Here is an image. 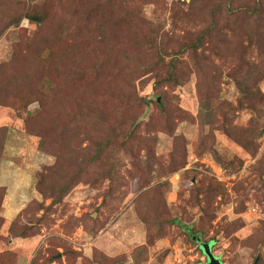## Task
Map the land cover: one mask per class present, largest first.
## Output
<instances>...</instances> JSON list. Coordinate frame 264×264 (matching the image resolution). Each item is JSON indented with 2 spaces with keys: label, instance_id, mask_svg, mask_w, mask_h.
Listing matches in <instances>:
<instances>
[{
  "label": "rangeland",
  "instance_id": "rangeland-1",
  "mask_svg": "<svg viewBox=\"0 0 264 264\" xmlns=\"http://www.w3.org/2000/svg\"><path fill=\"white\" fill-rule=\"evenodd\" d=\"M49 2L55 8L46 10V23L27 17ZM258 2L264 0H0V74L13 69L15 55L32 69L39 55L54 71L51 85L38 86L47 93L44 111L39 101L25 106L26 90L17 85L8 103H0V185L6 186L0 264L5 253L8 264L205 263L200 244L167 221L176 217L203 230L221 264H264V4L250 8L251 16L244 8ZM215 7L220 13L212 26ZM135 13L142 17L136 26ZM69 15L87 25L96 48L111 57L104 58L103 72L77 82L56 56L60 42L65 47L68 38L78 39L70 27L56 36ZM148 24L159 29L160 51L168 54L204 33L197 49L178 60L179 82L162 80L159 44L151 51L142 38ZM134 36L141 39L133 42ZM80 42L82 51L95 48ZM205 56L212 69L197 70ZM90 96L115 118L123 115L113 127L88 122L81 132L79 150L86 153L93 138L109 133L114 140L94 164L78 152L72 158L67 135L64 150L50 149L51 127L76 98ZM58 172L61 184L74 186L51 207L53 197L35 186L41 179L49 185V175ZM18 213L33 235L9 231Z\"/></svg>",
  "mask_w": 264,
  "mask_h": 264
},
{
  "label": "trees",
  "instance_id": "trees-1",
  "mask_svg": "<svg viewBox=\"0 0 264 264\" xmlns=\"http://www.w3.org/2000/svg\"><path fill=\"white\" fill-rule=\"evenodd\" d=\"M125 1L126 0H122ZM264 2L260 3L258 2L257 5L254 7L250 5H245V13L247 16H251L253 13V10L250 8L260 9L262 8ZM46 9H41L34 11L32 13H27V17L34 22L37 23H46L51 15L50 12L46 11L49 9V11L53 10L55 7L52 2H49L46 7ZM131 9V8H130ZM129 13L130 10L128 8L127 10ZM259 10L257 13L259 14ZM220 13L219 8L215 7V10H212V21L214 26L215 23V16ZM136 15V16H135ZM134 19L131 24L138 25L139 22L142 21V17L135 13L133 15ZM67 19V18H66ZM69 27L71 28V32H75L73 35L78 37V39L82 40L83 42H86V44H94V47L88 48L87 51H82L81 42L80 40H71L74 39V37L68 38L70 42H67L65 47H63L64 41L60 42L59 44L61 47H58L56 50V56L57 60L59 61V58L61 61H63L64 64H62V67L70 71L72 75V81L77 82L79 79L83 78L84 75H88L91 72L101 71L103 72L104 68L106 67V62H110L111 57L105 58L104 55L107 54L106 52H99V50L96 48V43L98 42V39H96L95 33L93 31L87 29V25H84L81 22H77L73 19L72 15H69L67 22L58 30L56 33V36H62L67 33ZM206 32V31H205ZM139 34V33H138ZM204 34V33H202ZM202 34H200L198 37H196L195 41L188 43V47H184L181 49H178L177 51H174L170 54L163 53L160 51L161 47L160 45L163 44L165 38L159 37V29L156 26L148 24V28L146 31L142 32V38H144L145 44L148 45L149 50L153 51L154 46L153 43H158V51H159V58L157 65H162V68L165 69L164 76L165 78L162 80L167 81H178V60L180 61V57L184 55V53L189 50H196L198 45L203 42ZM137 35V34H135ZM252 36V35H251ZM103 40L105 39V36H102ZM151 38V39H150ZM137 39H141L140 37L134 36V42ZM79 44V47L76 46V44ZM91 42V43H90ZM137 43V41H135ZM84 44V43H83ZM82 44V46H83ZM109 53L112 51L108 50ZM113 53V52H112ZM217 55H220V53H216ZM108 55V54H107ZM166 55L171 56L170 59L167 61ZM128 56V55H127ZM39 61H35L34 69H32L30 64L25 63V57H22L21 59H18L19 57L14 56V62L15 65L13 66V69L7 68L6 72H2L0 74V103L1 104H7L9 101V97L13 94L11 91V86H21L26 90L25 98H24V105L27 106L29 103H32L33 101H39L41 104V110H45V106L47 105L48 98L47 93L44 92V89H38V86L44 85L42 84L43 80L46 82L47 85H51V82H53V73L51 67V62H47L45 59H41L40 56ZM107 60H105V59ZM207 56H205L203 61L198 62L197 70L202 69L203 67H207L208 71L212 69L213 64H208L209 60H207ZM56 60V59H55ZM86 61H94L95 67L93 70L87 68ZM36 67V68H35ZM61 66H56L55 70L60 71L62 69ZM152 71H156V68L153 67L151 69ZM12 74V75H11ZM98 75V74H96ZM11 76V78H10ZM90 76V75H89ZM157 76H160L157 72ZM90 79V78H89ZM212 82L207 81V86L212 88ZM76 85V84H75ZM45 86V85H44ZM20 88V87H19ZM18 88V89H19ZM74 88V87H73ZM107 95V92H104V97L102 99H105ZM112 96V95H110ZM80 97V96H79ZM76 98L75 101L72 102V106L67 109L65 119L61 120L59 125H54L51 128H53V135L55 138L51 139L52 148H50L53 152L57 151L59 152L58 148H62L64 150L66 145V139L65 136L71 137V154L72 158L74 159V154H80L82 157L88 158V162L91 164L96 163L102 155L104 150L111 149L114 145V140L109 133L104 135V137L100 138L99 140L92 139V142L94 146L92 145V149L89 153H86V151L79 150V140L81 139V132L88 127V122H93L94 124L102 125L103 128H107V124L111 127H113V123L116 125V122L123 116L121 115L119 118H115V115L111 113H108L106 109H102L100 104L98 103L97 99L92 98L91 96L89 99H85V97ZM150 100L148 98L145 99V103L148 105ZM159 106L162 107V104H159ZM43 112H40V115ZM103 113H105V116L103 117ZM72 115V117H71ZM34 119V118H33ZM105 123V126H104ZM126 125H121L120 127H125ZM118 127V129L120 128ZM131 128V127H130ZM113 130V129H112ZM100 132V131H98ZM4 136L5 132L3 131V128H0V148L4 144ZM42 136V134H41ZM125 137H129L126 133H124ZM84 138V137H83ZM82 138V139H83ZM78 141V142H77ZM77 142V143H76ZM76 143V144H75ZM39 147L41 149H46L44 141L41 140L39 143ZM79 150V151H78ZM60 153V152H59ZM52 172V171H51ZM82 169L79 171L77 175H81ZM63 175L62 172H58L55 175L50 174L49 175V185L44 186L42 185V179L38 182H36V189H38L44 196H51L53 197L51 207L59 203L61 201V196L64 195L70 188L74 186V184L64 183L61 184L60 178ZM76 175V176H77ZM44 176V175H43ZM60 186V187H58ZM6 195V186L0 185V196H1V202ZM163 200V198L160 200V202ZM162 206H157L155 209L156 211H159ZM47 208V207H46ZM22 215L21 213H18L16 217L10 221L9 223V231L15 232V236L20 237H28L35 233V231H32V225L24 224L21 222ZM2 220L5 222L6 218L2 217ZM168 222L172 223H178L179 226L184 229L185 232H187L193 241L200 244V248L202 249L203 253L204 250L201 246V242H207L203 241L202 233L203 230L200 228H197L194 230L192 228V224L186 225L185 223H181V220L176 217L172 219H167ZM32 224L31 222H29ZM161 228H158L159 232ZM160 236V235H159ZM205 254V253H204ZM5 258L2 260L1 264H8V262H11V259L6 258L7 253H5ZM2 257V254H1Z\"/></svg>",
  "mask_w": 264,
  "mask_h": 264
},
{
  "label": "water",
  "instance_id": "water-1",
  "mask_svg": "<svg viewBox=\"0 0 264 264\" xmlns=\"http://www.w3.org/2000/svg\"><path fill=\"white\" fill-rule=\"evenodd\" d=\"M201 246L204 250V253L207 257V261L205 263L201 264H221V260L219 257H217L212 249H211V243L210 242H201ZM258 259H256L254 264H257Z\"/></svg>",
  "mask_w": 264,
  "mask_h": 264
}]
</instances>
